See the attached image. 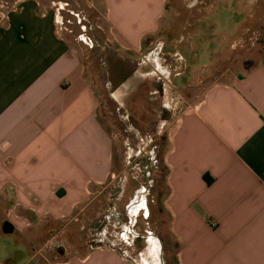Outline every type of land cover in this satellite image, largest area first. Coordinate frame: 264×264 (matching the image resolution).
<instances>
[{
	"label": "crops",
	"instance_id": "1",
	"mask_svg": "<svg viewBox=\"0 0 264 264\" xmlns=\"http://www.w3.org/2000/svg\"><path fill=\"white\" fill-rule=\"evenodd\" d=\"M168 2L103 0L119 46L158 59ZM257 2L217 0L214 11L223 9L210 13L217 30L234 33L241 9ZM13 7L0 26V264H134L114 244L89 245L83 254L48 263L35 253L34 233L50 219L82 216L93 190L113 177L114 141L80 56L58 31L56 12L40 0ZM197 37L185 40L184 51L168 50L172 63L185 68L179 73L158 60L160 98L177 89L175 78L186 85V69L202 63L192 56ZM148 41L154 44L146 47ZM186 109L176 120L172 106L159 108L165 123L177 121L163 153L162 207L178 264H264V64L212 84ZM22 250L31 254L25 261Z\"/></svg>",
	"mask_w": 264,
	"mask_h": 264
},
{
	"label": "rangeland",
	"instance_id": "2",
	"mask_svg": "<svg viewBox=\"0 0 264 264\" xmlns=\"http://www.w3.org/2000/svg\"><path fill=\"white\" fill-rule=\"evenodd\" d=\"M16 1L0 0V26ZM40 1L56 12L58 31L77 51L96 93L98 116L114 141V175L93 190L82 216L60 223L50 219L32 235L37 257L48 263L83 254L89 245L114 244L134 264H178L170 217L162 207L168 193L163 153L177 121L165 123L159 108L169 104L177 120L212 84L264 64V0L255 8L241 9L242 22L234 33L217 30V16L210 14L217 0H169L159 34L165 49L150 60H145L148 51L137 54L119 46L103 0ZM222 9L219 5L214 13ZM194 33L198 37L192 56L202 63L186 69V85L183 78H175L177 89L168 88L165 99L160 98L154 88L159 61L178 73L184 70L180 62L172 63L168 50L184 51ZM152 43L146 42V47ZM138 199L145 200L146 210L133 215ZM3 238L15 241L12 236ZM22 252L25 261L31 254Z\"/></svg>",
	"mask_w": 264,
	"mask_h": 264
},
{
	"label": "water",
	"instance_id": "3",
	"mask_svg": "<svg viewBox=\"0 0 264 264\" xmlns=\"http://www.w3.org/2000/svg\"><path fill=\"white\" fill-rule=\"evenodd\" d=\"M4 232H6L7 234H9L11 232V226L10 224H5L4 226Z\"/></svg>",
	"mask_w": 264,
	"mask_h": 264
},
{
	"label": "bare ground",
	"instance_id": "4",
	"mask_svg": "<svg viewBox=\"0 0 264 264\" xmlns=\"http://www.w3.org/2000/svg\"><path fill=\"white\" fill-rule=\"evenodd\" d=\"M143 199H144V198H143ZM145 205H146V204H145V200H143V201H141V202L138 203V205L136 206L135 210H136L137 208H139V207H141V209H142V207H145ZM135 210H134V211H135Z\"/></svg>",
	"mask_w": 264,
	"mask_h": 264
}]
</instances>
